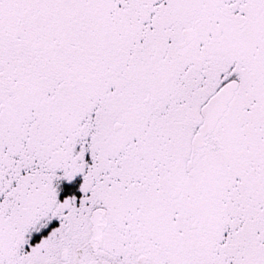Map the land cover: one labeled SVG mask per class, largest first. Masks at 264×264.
<instances>
[{"label":"snow or ice","instance_id":"obj_1","mask_svg":"<svg viewBox=\"0 0 264 264\" xmlns=\"http://www.w3.org/2000/svg\"><path fill=\"white\" fill-rule=\"evenodd\" d=\"M0 264H264V0H0Z\"/></svg>","mask_w":264,"mask_h":264}]
</instances>
